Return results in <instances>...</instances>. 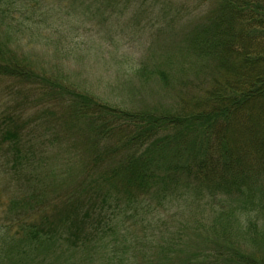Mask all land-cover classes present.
Segmentation results:
<instances>
[{"label": "trees", "instance_id": "obj_1", "mask_svg": "<svg viewBox=\"0 0 264 264\" xmlns=\"http://www.w3.org/2000/svg\"><path fill=\"white\" fill-rule=\"evenodd\" d=\"M207 1L176 45L179 73L158 72L164 86L196 84L197 93L179 92L173 111L134 110L80 91L61 75L37 71L9 48V33H0V75L44 81L45 95L49 86L65 96L62 125H81L84 140L78 147L63 137L81 177L55 212L21 187L6 202L9 177L0 180V264L65 243L71 246L63 252L82 251L93 264H264V0ZM6 3L0 0V15L10 13ZM20 130L0 126V176L9 175L10 153L14 168L29 164ZM114 205L124 213H133L131 205L207 212L193 227L207 232L210 248H171L176 231L166 248L138 249L139 258L110 248L121 233L106 241L110 227L101 225ZM90 242L95 248H84Z\"/></svg>", "mask_w": 264, "mask_h": 264}, {"label": "rangeland", "instance_id": "obj_2", "mask_svg": "<svg viewBox=\"0 0 264 264\" xmlns=\"http://www.w3.org/2000/svg\"><path fill=\"white\" fill-rule=\"evenodd\" d=\"M207 2L7 0L5 6L10 13L0 15V33H9V48L33 61L37 71L42 73L41 68H45L48 74L61 75L65 82L80 91L134 110L173 111L178 104L179 92L182 96L197 93L196 84L186 81L178 88L164 86L158 72L170 74L175 70L174 74L179 73L181 61L176 59V45L183 40L184 30L191 26L193 17L199 10L206 9ZM183 63L188 64L187 61ZM189 77L199 80L193 73ZM39 84L20 83L0 75V126L19 125L23 150L29 154V164L16 165L15 169L10 153L7 164V168L11 167L10 176L2 175L0 180L3 183L9 177L11 188L4 193L6 202L21 187L24 191H36L50 211L55 212L64 201L62 197L81 177L76 154L64 146L71 141L73 146L80 147L84 140L81 125L77 128L62 125L65 108H62L61 100L65 96L53 92L49 86L45 95L44 81ZM66 135L70 140L67 144L63 139ZM78 147L73 148L77 151ZM151 205H155V199ZM131 209L133 213H124L114 205L103 219L102 228H106L105 224L110 227L105 230L106 241L112 239L113 231L116 236L121 233L116 238L118 244L109 243L110 248L118 247L124 251L127 248V254L134 253L139 258L138 249L150 252V248H166L175 231L179 234L172 236L175 243L171 248H182L184 252L210 248L205 243L207 232L193 227L198 217L208 218L207 212L193 216L179 212L176 207L146 212L131 205ZM184 217L190 220L185 226ZM70 246L71 243H65L59 247L60 251L57 248L51 251L37 249L18 264H93L85 259L82 251L63 252ZM84 248L95 247L90 242Z\"/></svg>", "mask_w": 264, "mask_h": 264}]
</instances>
